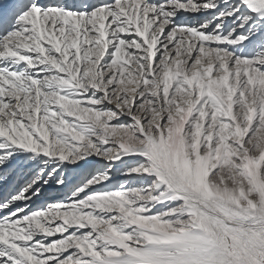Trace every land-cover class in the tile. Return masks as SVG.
<instances>
[{
    "label": "snow or ice",
    "instance_id": "obj_1",
    "mask_svg": "<svg viewBox=\"0 0 264 264\" xmlns=\"http://www.w3.org/2000/svg\"><path fill=\"white\" fill-rule=\"evenodd\" d=\"M0 264H264V0H0Z\"/></svg>",
    "mask_w": 264,
    "mask_h": 264
}]
</instances>
